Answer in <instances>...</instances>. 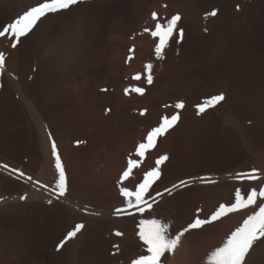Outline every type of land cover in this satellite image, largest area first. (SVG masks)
I'll return each instance as SVG.
<instances>
[{
    "label": "rangeland",
    "instance_id": "374dc122",
    "mask_svg": "<svg viewBox=\"0 0 264 264\" xmlns=\"http://www.w3.org/2000/svg\"><path fill=\"white\" fill-rule=\"evenodd\" d=\"M8 1V4L0 6V31L14 23L34 4L26 6L25 3L29 0H14L15 4L20 5L21 9L18 11L21 14L16 11L12 13L13 17ZM41 2L43 0L38 1V4ZM94 2L103 5L106 12L105 15L94 18L92 24L96 29L106 24L111 28L104 36L98 65L103 68L120 67L122 80H116L115 72L114 83L99 77L92 83V73L88 71L84 73L83 76H86L81 83H72L80 64L76 67L70 63V67L62 64L63 68L58 64L61 57L52 56L54 51H49L46 55V42L38 40L48 38V33L52 30L53 34L60 37L70 35L72 31L62 29L65 23L75 19L82 4ZM248 2L83 0L69 10L46 15L57 14L53 18L45 20L46 16L42 17L32 31L17 43L18 46L23 43L27 51L33 50L31 56H25L22 65L24 70L22 68L21 71L25 74L28 82L26 84L32 88L34 96L45 98L50 115L60 113L64 117L73 118L70 123L63 124L65 130H58L56 134L67 149L71 169L68 170L59 158L65 171L67 188L70 190L74 187L70 199L76 211L81 214L89 213L86 209L82 210L88 205L83 206L81 202L112 209L115 207V199L112 200L115 196L118 197L117 204H125L121 187H127V190L134 192L143 181L145 173L155 169L156 160L165 155L168 159L159 165L160 176L145 197L148 199L150 194L155 197L153 201L148 199L151 209L146 208L143 214L135 211L133 215L139 216V219H157L169 225L168 234L173 238L196 218H209L221 204L230 205L234 202L237 188L242 193H247L251 187H255L257 192L264 187V41L254 23L256 7ZM35 4L34 6L38 5ZM213 10L216 15H208ZM153 13H156V20L152 19ZM176 15L180 17L175 26L176 31L162 49L163 58L157 59L155 47L159 37L153 38L150 33L155 30L157 22L164 24ZM119 25L121 29L143 25L144 31H149H145L143 41H138L133 36L120 37L115 31ZM42 30L46 32L43 33ZM82 30L83 38L94 35L96 31H91L88 25ZM180 30L183 32L182 36ZM44 34H47L46 37H41ZM3 38H7L12 48L15 37L11 31L0 37ZM122 42L129 44L128 54L123 57L115 51L109 52V44L116 46ZM40 44L42 54L38 50ZM136 48L141 52V58L135 57ZM56 49L61 47L57 46ZM56 51L62 53L60 50ZM0 53L4 56L3 52ZM147 64L152 65L150 72L145 70ZM0 71V195L15 190L7 188L6 181L25 186L18 177L21 172L31 178L36 192L54 193L53 186L43 183L37 176L42 167L41 157L38 170V165L29 168L26 160L22 158L24 150L32 149L38 153L43 146L42 135L34 126L33 117L25 103L18 96L11 91V100L1 98L2 86H8L11 90L12 85L6 83L4 67ZM149 74L152 76L151 84L147 83ZM138 75L140 79H135ZM70 86L73 87L70 89ZM137 87L143 89L142 94L133 90ZM216 95H223L224 99L206 108L204 112H199L198 106ZM60 96V100H57ZM177 103H182L183 107L177 109ZM177 113L178 119L174 125L164 135L157 137L155 146L146 150L144 157H139L136 150L140 143L146 142L147 134L159 126L163 117H171ZM126 121L135 123V127L127 130L116 126ZM75 123L77 127L73 126ZM89 123L103 125L93 128L95 130L81 129L82 125ZM130 160L134 162V167L128 177L121 179ZM253 170L258 179L232 178L234 173H252ZM211 174L223 178L217 183L201 180L203 176ZM181 181L185 183L181 184ZM174 185L177 187H173ZM162 188L157 193L163 195L157 196L156 191ZM166 189L171 192L165 191ZM257 201L260 202L259 197ZM250 214L252 207L230 213L201 228L186 232L181 239L188 240L187 243L191 246L194 255L191 261L195 262L192 263L208 264L210 253L222 246L231 232ZM82 216L68 212L59 213L56 222L57 234L54 236L57 241L44 247L36 241L33 228L26 222L22 223L21 220L5 214L0 216V264H35L37 261L39 263L36 264H41L44 251L50 255V259L45 261L47 264H80L83 261L82 264H132L139 256L147 255L146 246L138 236L139 229L137 233L130 228L131 231L122 228L120 230L112 225H107L104 229L101 223L92 222L93 220ZM77 223L84 227L75 238L58 249L67 232ZM113 230L121 232L122 235H115ZM106 242H109L108 247ZM76 248H82L87 254L75 257ZM168 258L169 254L166 252L161 257L160 264H167ZM245 261L246 264H264V237L254 243Z\"/></svg>",
    "mask_w": 264,
    "mask_h": 264
},
{
    "label": "bare ground",
    "instance_id": "6f19581e",
    "mask_svg": "<svg viewBox=\"0 0 264 264\" xmlns=\"http://www.w3.org/2000/svg\"><path fill=\"white\" fill-rule=\"evenodd\" d=\"M7 1L8 0H0V6H2V5L4 6L7 3ZM9 1H10L9 5L11 6L10 7L11 15L13 16L12 13L20 10L21 8L19 7L20 5L15 4L14 0H9ZM15 1H17V0H15ZM25 1H27V0H25ZM38 1H40V0H33V1L29 0V2L27 1L25 3V5L30 6L33 3L38 4ZM248 1H249L248 2L249 4L256 7L257 12L255 11V14H254V23H255L256 28L259 29L261 39L264 41V0H248ZM43 2H45V1L43 0ZM34 4H33V6H34ZM33 6H31V7H33ZM79 9H80V12H78V15L76 14L77 16H75V19H73L72 21H68V22L65 21L66 23H65L64 27L62 28L63 30L72 31V33L70 35H67L65 37H60L56 33L53 34L52 33L53 30H52L51 33H48V36H47L48 38H46L45 40L42 39L41 41L38 40V42H44V43L46 42L47 47H48L46 55H47V53H50L49 51H54L52 56L61 57V62L58 64L67 65L68 63H70V65L75 66V67L78 66L77 65L78 63L80 64V66H78L80 68H78V70L76 69L77 75L75 76L72 83H78L79 81L81 83V81H83V78L86 76V75L83 76L84 73L88 72V71H90L92 73V79H91L92 81L89 80L92 83H95L96 79L98 77L103 78V80L108 81L109 83H114L115 82L114 81L115 72L117 73L115 75L116 80H119V79L122 80L123 75L121 76L122 72L120 73V70H119V69H121L120 67H112L111 68V67L106 66L107 68H103L102 66H99L100 65V62H99L100 61V51H101V48H102L103 43H104V36H105L107 31L111 30V28L109 27L110 25L108 26V24L105 23L106 25L96 29L94 24H92V22H93L92 20L94 18L100 17L101 15H105V12H106L105 7L101 4H97L94 2L91 4H85V5L82 4V6ZM21 11H23V10H21ZM26 11H28V10H26ZM18 12H20V11H18ZM73 13H75V12H73ZM20 14H21V12H20ZM23 14H24V12L22 13V15ZM14 15L16 17V14H14ZM56 15L46 16L45 20L53 18ZM59 15L60 14H58V16ZM64 15L66 16V13ZM16 18H18V17H16ZM58 19H60V18H58ZM56 20H57V18H56ZM57 23H56V25H58ZM62 23H63V21H62ZM51 24L53 26V23H51ZM86 25L91 27V31H94V29L96 31H94V35L87 36V37L83 38L81 35V32L83 31L82 30L83 27ZM128 25H130V24H128ZM134 26L135 25H133L132 27L131 26H129V27L125 26L127 28L126 29L124 28L125 29L124 30V29H121L120 25H119V27L117 26L115 31L117 32L118 35H120V37L133 36V37H135L136 40L143 41V38H145V35H144L145 34L144 27L145 26L137 25V26H139L138 29H136L137 26H135V28H134ZM54 27L52 29H54ZM46 30H47V28H46ZM46 30H44V32H46ZM42 32H43V30H42ZM54 32H56V31L54 30ZM46 35L41 36V37L44 38V37H46ZM6 39L7 38L0 39V52H3L4 57H5L4 71L3 72H5L7 75L6 83H11L12 87L10 90L8 86H4V87L2 86L1 98H9V100H11L12 99V93H10V92L12 91L13 95L15 94L25 103L27 109L31 113V116L33 117L32 120L35 124L34 126L42 135L43 146L40 147L41 149H39L38 153H36L32 149H30L28 151H25V150L23 152L21 151L22 152L21 155H22V158L24 159V161L26 160L25 162L28 164L29 168H31L32 165H38L37 170L39 169V164H40L39 157H41L42 167L38 170L37 176L40 178V181H42L43 183H50L53 186L55 192L51 193V194L45 193V192H36L34 190V186L32 184L31 178L27 177V174H24L23 172H21V174L18 177L24 182L25 186L24 185L20 186L14 181L13 182L9 181L10 183H7V181L5 180L6 181L5 186L7 188L9 187V188L15 189V190H12V191L7 192L3 195H0V216H4V214H5L6 216H9L11 218L21 220L22 223L26 222V224L28 226H31L33 228V232H34L36 241H38V243L42 247L51 245L54 241H57L54 239L56 237L55 234H57L56 233L57 232L56 231V229H57L56 228V225H57L56 222H57V219L59 217V213L68 212V213H71V214H74L77 216L83 215L82 217L87 218L90 221L93 220L92 222L101 223V226L104 229L107 227V225H112V227L119 228V229L120 228H122V229H129L130 228V229H132L133 232L135 231L137 233V231L139 229V227H138V222H139L138 217L139 216L133 215V214H135L134 212L136 211L135 208L134 207H127L126 204H117L118 203V201H117L118 197H116L114 193H113V196H115V198H112V200L115 199L114 205L112 203L111 204L113 205V207L114 206L115 207L112 209L106 208L105 206H100V205L96 206V205H94V203H91V204H93V205H91L90 203L81 202L80 204L83 206L88 205L87 207L85 206L82 208V210L86 209V212L87 211L89 212L87 214H84V213L81 214L80 212L76 211V209H74L72 207V206H74V204L72 203V201L70 199V198H72L70 195H71L72 189L74 188L73 186H72V189H70L71 191L69 190V188L66 189V193L64 196H57L55 184L58 180V174H57L56 169H55V157L52 156L51 148H52V144L55 143L56 148H57V155L62 159L64 166L68 170H70L71 165L69 162L67 149L65 146H63V143H61L59 137L56 134V131L59 130V132H61V130H63L64 129L63 127L65 126V125L63 126V124L68 123V122L70 123L71 119H73V118L70 119V118H68L69 116L64 117L60 113H56L54 115L49 114L47 101L45 100V98L42 99V98H37L34 96L32 88L26 84L28 82L26 81L25 74L21 71V69L23 68L22 65L24 64L23 61L25 59V56L30 55V53L33 50L31 52L27 51L28 49L26 50V47L23 46V43H21L19 46L17 45L15 48H13V47L11 48V46H9L10 43L8 44ZM10 40L11 39H9V42H10ZM111 44H113V43H111ZM38 46H39L38 50L42 54V52L40 50L41 44ZM57 46L61 47V49H56ZM52 47H53V49H52ZM107 47H108L109 52L115 51L116 53L120 54V56L124 57L126 54H128L127 48L129 47V44H127V42H122V43L117 44L116 46L109 44ZM56 50H60V51H62V53L60 54ZM37 53H39V52H37ZM134 54L136 55L135 57L141 58V56H139V54H141V52L139 53V50L137 48L135 49ZM41 57H42V55H41ZM59 59L60 58H58V60ZM63 65H62V67L64 68L65 65L64 66ZM70 65L68 67H70ZM59 67L61 68V66H59ZM22 70H24V68ZM1 71H0V73H1ZM17 71H19L21 74L17 73ZM69 71H70V69H69ZM101 74H102V76H101ZM32 83H34V82H32ZM72 87L70 86L69 88L71 89ZM60 98H61V96L57 97V100L58 99L60 100ZM72 102H73V100H72ZM126 118H128V117H125V119ZM78 119H79V117H78ZM129 120H130V118H129ZM94 121H96V120H94ZM76 123L73 126L77 127ZM105 123L106 122H104V125H105ZM80 124H82V123H80ZM134 124L126 121V122L120 123L116 126H118L119 128H122V129L131 130V128L135 127ZM100 125L101 124H99V123H92V124L89 123L86 125H82L83 127H81V129H84V128L87 130L93 129V128L96 129ZM66 127H68V126H66ZM107 127H110V126H107ZM78 128H80V126ZM114 128H115V126H114ZM95 129H93V130H95ZM105 129H107V128H105ZM117 134H118V132H117ZM98 157H102V156H98ZM109 158H111V157H109ZM109 172H110V169H109ZM243 172H245V171H243ZM237 174L238 173H234V175H232V178L239 179L237 177ZM222 178H223L222 176L220 177L218 175L211 174V175L203 176V179H201V180L203 182H206V183L207 182L213 183V182H209V181H214V183H217V182H220L222 180ZM134 182H135V179H134ZM123 187H125V185ZM50 189H52V188H50ZM119 190H120V188H119ZM160 190L162 191L163 188L157 190L156 193L159 192ZM153 193H155V192H153ZM21 196L25 197V199L21 200L20 199ZM92 196H94V195H92ZM151 196L152 195L150 194L149 197H151ZM91 199H92V197H91ZM99 199H100V197H99ZM109 199L111 200V197ZM100 200L103 201L102 199H100ZM49 201H51V203H49ZM117 208H126L127 212L121 213L120 215H117V213L115 211ZM156 210H158V209H156ZM8 224H9V222H8ZM91 225H92V223H91ZM92 226H94V225H92ZM89 228H91V227L89 226ZM96 228H97V226H96ZM113 231L116 232L115 230H113ZM91 232H93V231H91ZM87 233H89V232H87ZM182 239L180 240L178 246L174 249V251L172 253H168L169 254V258H168L169 260L168 261L169 262L167 264H188L192 259H194L193 258L194 255H192L193 251L191 249V246H189V244L187 243L188 240L186 241L185 239L184 240H182ZM109 242H106L107 247L109 246ZM120 242H121V239H120ZM54 244H55V242H54ZM66 248H67V246H66ZM82 248H83V246H82ZM82 248H76V250L74 251L75 257H76V255H82L83 256V255L87 254V252L83 251ZM92 250H93V248H92ZM71 251L73 253V248L71 249ZM71 251H70V253H71ZM0 253H1V249H0ZM94 254H95V252H94ZM1 255H3V254H1ZM82 256H81V258H82ZM48 257H50V255L47 251L42 252V259L40 260V258H39V260L41 261V264H47L45 261H46V259H50ZM71 257H73V255ZM74 258H72V259H74ZM88 258H89V254H88ZM50 262H52V261L50 260ZM192 262H194V261H191V263ZM82 263H80V264H82ZM191 263H189V264H191ZM51 264H53V263H51ZM86 264H87V262H86ZM93 264H95V263H93Z\"/></svg>",
    "mask_w": 264,
    "mask_h": 264
},
{
    "label": "snow or ice",
    "instance_id": "6c2138e0",
    "mask_svg": "<svg viewBox=\"0 0 264 264\" xmlns=\"http://www.w3.org/2000/svg\"><path fill=\"white\" fill-rule=\"evenodd\" d=\"M81 2H83V0H47V2H41L38 6H34L26 11L3 31H0V37L4 36L8 31H11L12 36L15 37L12 47L15 48L21 38L31 32L42 17H45L48 14H55L69 10ZM208 15L215 16L216 11L213 10ZM152 19L156 20V13L152 14ZM179 19L180 17L176 15L164 24L157 22L155 30L151 31L150 34L153 38L159 37V42L155 47V55L157 59L163 58L161 55L162 49L166 46L167 41L172 36L173 32L176 31L175 26ZM145 31L147 32L149 29H145ZM180 34L182 36V30H180ZM3 67L4 56L3 54H0V69ZM151 68V64L145 66V70L148 72H150ZM135 79H140L139 75L136 76ZM147 83H152V76L150 74L147 76ZM133 90L137 93H143V89L139 87L134 88ZM125 91L127 94V89ZM223 99V95L213 96L210 99L205 100L202 105L198 106V110L199 112H204L206 108L219 103ZM175 107L181 109L183 104L177 103ZM141 114L143 115V113ZM177 119L178 113L171 115V117H163L159 126L153 128L147 134L146 142L139 144L136 154L139 157H144L145 151L155 146L157 137L164 135L165 132L174 125V122H176ZM51 152L52 156L55 157V169L58 174V180L55 184L57 196H64L67 189L66 175L60 158L57 155L55 143L52 144ZM167 159L168 157L166 155L160 156L156 160L157 167L145 173L143 181L137 185L134 192L129 191L126 188H121V195L125 198L124 202L127 207H134L135 210L141 214L145 212L146 208L151 209L152 205L148 203V200L145 197L146 194L149 193L151 185L160 176L159 165ZM133 167L134 162L130 160L128 163V169L123 172L121 179L128 177ZM237 177L241 180L244 178L249 180L259 178L255 175V170H253L252 173H238ZM209 182L214 183V181ZM180 183L184 184L185 182L181 181ZM173 187L177 186L174 185ZM165 191L169 193L171 192L170 189H166ZM156 195L161 196L163 193H157ZM258 197L260 198L259 203L257 201ZM149 198L155 200V197ZM20 199L23 200L25 197L21 196ZM49 203H51V201H49ZM250 207H252V214L247 215V217L243 219L242 224L231 232L223 242L222 246L217 247L208 257V264H246L245 257L248 255L249 250L257 240L264 237V187H261L259 192H257L255 187H251V190L247 193H242L241 190L237 188L234 194V202L230 205L221 204L209 218H196L186 228L178 232L174 238L170 237L168 234L169 225L163 224L160 220L147 218L139 219L138 236L142 244L146 246L145 251L147 255L139 256V258L135 259L132 264H160L161 257L164 256L166 252L172 253L178 246L181 237L189 230L201 228L203 225L212 223L230 213L237 212L241 209H248ZM115 211L117 215H120L121 213H126L127 209L117 208ZM83 227V224L77 223L72 230L67 232L64 240L58 245V249L63 247L68 240L75 238L77 233H79ZM115 234L117 236L122 235L120 232H116Z\"/></svg>",
    "mask_w": 264,
    "mask_h": 264
}]
</instances>
